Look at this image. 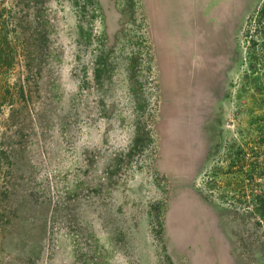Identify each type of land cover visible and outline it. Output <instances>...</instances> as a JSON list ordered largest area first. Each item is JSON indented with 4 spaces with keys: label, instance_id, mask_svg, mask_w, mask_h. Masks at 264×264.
I'll return each instance as SVG.
<instances>
[{
    "label": "rangeland",
    "instance_id": "obj_1",
    "mask_svg": "<svg viewBox=\"0 0 264 264\" xmlns=\"http://www.w3.org/2000/svg\"><path fill=\"white\" fill-rule=\"evenodd\" d=\"M260 2L155 0L150 28L144 0H0V264H197L203 238L215 264H264ZM194 8L231 49L179 165L157 67L204 42Z\"/></svg>",
    "mask_w": 264,
    "mask_h": 264
},
{
    "label": "water",
    "instance_id": "obj_2",
    "mask_svg": "<svg viewBox=\"0 0 264 264\" xmlns=\"http://www.w3.org/2000/svg\"><path fill=\"white\" fill-rule=\"evenodd\" d=\"M148 2H152L153 8H156L158 22L161 26L160 10L155 4V0H144L148 17ZM194 11L197 16V25L201 28L200 31L208 32L203 38L200 37L204 42L199 44L198 39L190 40L188 33L182 35L185 51L180 53L181 56L179 53L175 54L168 50V48L164 50L166 55H169L168 52H170L171 55L169 56H173L170 58L171 62L168 61L167 68L170 74L167 77L165 74L160 76V68L159 66L157 67L156 63L159 71L162 98L158 123L159 125L165 124L169 132L168 135L177 137L173 141V145L176 142H178V145L174 146L173 149L179 147L184 150L185 147L189 146L184 155L180 154L178 156V162L176 163H179V165L182 161H193V164L199 156L201 126L209 114V106L212 100L217 98L221 92L222 79L225 69H227L231 49L229 41L230 28L227 27L229 24L228 18L225 16L224 20L220 19L219 24H217L201 16L195 8ZM149 23L151 28L154 23L152 24L150 17ZM213 32H215V35L212 36L211 33ZM179 41L180 39L178 38L177 43ZM181 77L184 79H181ZM163 81L167 83V89L166 85H163ZM184 81L185 84H182ZM188 111L191 113L188 114ZM167 113H170V116L164 121ZM175 122L177 123L175 124ZM177 127H183L184 133L181 134L180 131H174ZM165 135L167 136V134ZM183 136L186 138L185 140H181ZM160 141L163 152L166 155L167 145L163 142L169 141L164 137L161 139V135ZM191 148L195 149L192 150ZM199 241L202 242V249L197 251L196 254L201 255L203 258L201 257L202 260L197 264H215L217 260L220 261L217 253L215 254L211 249L205 247L206 241H204V238Z\"/></svg>",
    "mask_w": 264,
    "mask_h": 264
},
{
    "label": "trees",
    "instance_id": "obj_3",
    "mask_svg": "<svg viewBox=\"0 0 264 264\" xmlns=\"http://www.w3.org/2000/svg\"><path fill=\"white\" fill-rule=\"evenodd\" d=\"M255 17H256V24L261 22V19H264V0H261L260 5L257 7V10L255 11ZM259 33L262 35L263 38V41L261 42L262 49H261L260 57L262 58V60H264V28H261ZM3 36L4 35L0 34V43L2 42L7 43L6 38ZM5 63L6 62L3 63L0 62V65H6ZM263 156H264V151H263ZM256 208L260 210V214L263 215L264 218V198L261 200V202H258Z\"/></svg>",
    "mask_w": 264,
    "mask_h": 264
},
{
    "label": "bare ground",
    "instance_id": "obj_4",
    "mask_svg": "<svg viewBox=\"0 0 264 264\" xmlns=\"http://www.w3.org/2000/svg\"><path fill=\"white\" fill-rule=\"evenodd\" d=\"M162 35V34H161Z\"/></svg>",
    "mask_w": 264,
    "mask_h": 264
}]
</instances>
